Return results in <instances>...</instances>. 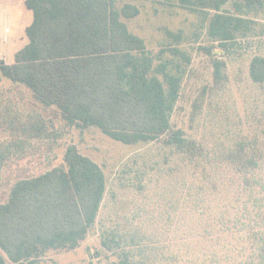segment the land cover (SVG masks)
Instances as JSON below:
<instances>
[{
	"label": "trees",
	"instance_id": "16d2710c",
	"mask_svg": "<svg viewBox=\"0 0 264 264\" xmlns=\"http://www.w3.org/2000/svg\"><path fill=\"white\" fill-rule=\"evenodd\" d=\"M138 2L186 11L199 22L189 36L166 30L154 53L127 23L141 15ZM26 6L33 13L28 43L13 65L0 61V84L10 83L15 97L29 93L70 128H99L140 148L158 141L157 158L136 175L147 201L142 180L154 175L163 205L150 210L138 203L125 218L101 220L105 171L70 145L61 165L18 179L0 203V264H40L50 252L74 251L96 227L116 257L111 264H264V123L259 134L213 149L172 122L192 50L208 57L218 81L230 63L249 57L250 80L264 84V0H26ZM202 38L206 44L197 49L184 46ZM251 43L259 48L249 55ZM13 107L0 106L1 125L13 130L10 141H0V183L11 155L20 159L51 128L41 112Z\"/></svg>",
	"mask_w": 264,
	"mask_h": 264
},
{
	"label": "rangeland",
	"instance_id": "374dc122",
	"mask_svg": "<svg viewBox=\"0 0 264 264\" xmlns=\"http://www.w3.org/2000/svg\"><path fill=\"white\" fill-rule=\"evenodd\" d=\"M137 4L141 7V15L127 23L131 32L142 37L154 53L159 52L166 40V30L177 32L182 29L189 36L199 22L195 15L186 11L175 13L176 11L171 12L148 2ZM32 23L33 13L27 8L26 0H0V61L8 65L15 63L17 53L28 43L26 30ZM202 42L206 44L202 38L197 43L184 46L197 49ZM250 45L253 46L248 47L247 54H255L258 45ZM261 50L264 55V46ZM191 53L193 62L189 72L187 67L183 95L178 101L172 121L174 128L184 130L189 137L196 138L207 148L213 149L227 145L239 136L252 137L259 134L264 123V84L257 85L250 80L247 62L249 57L230 63L227 74L225 73L226 78L218 81L214 79L208 57L197 56L195 50ZM10 88L8 82L0 84V91L5 89L0 92V106L24 105L29 109H26V114L37 110L49 121L51 128L46 132V140L28 148L25 154H21L20 159H15L14 154L11 155L0 183V203L6 201L15 181L39 175L47 169L61 165L66 148L76 145L105 171L107 192L99 216L101 220L110 223L119 217L125 218L138 203L149 205L150 210L155 209L157 204L163 205L158 194L160 188L156 187L157 183L150 182L154 175L144 174L142 180V185L146 187L144 193L150 196V201L141 198L143 194L138 190L139 179L136 175L143 171L144 161L150 162L157 158L155 155L160 152L162 144L159 146L157 141L152 143L155 145L148 147L128 146L113 140L99 128L84 131L70 128L55 110L42 111L41 106L35 105L29 93L17 92L18 97H15L7 92ZM7 97L13 100L7 101ZM13 108L18 110L17 107ZM7 126L0 123L1 143L10 141L13 136V130H6ZM116 214L119 216L116 217ZM115 260L113 252L101 245L100 232L96 227L80 248L70 252H50L42 258L40 264H111Z\"/></svg>",
	"mask_w": 264,
	"mask_h": 264
}]
</instances>
